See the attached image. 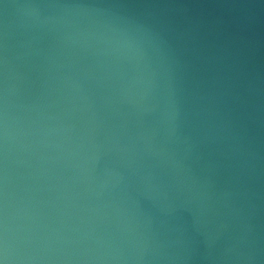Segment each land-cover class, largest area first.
<instances>
[{"label":"water","instance_id":"obj_1","mask_svg":"<svg viewBox=\"0 0 264 264\" xmlns=\"http://www.w3.org/2000/svg\"><path fill=\"white\" fill-rule=\"evenodd\" d=\"M0 264H264V0H0Z\"/></svg>","mask_w":264,"mask_h":264}]
</instances>
